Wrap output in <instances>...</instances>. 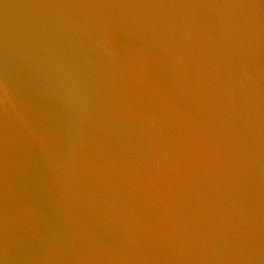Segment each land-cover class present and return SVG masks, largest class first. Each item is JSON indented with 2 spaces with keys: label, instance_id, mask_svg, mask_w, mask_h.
Listing matches in <instances>:
<instances>
[{
  "label": "water",
  "instance_id": "obj_1",
  "mask_svg": "<svg viewBox=\"0 0 264 264\" xmlns=\"http://www.w3.org/2000/svg\"><path fill=\"white\" fill-rule=\"evenodd\" d=\"M0 264H264V0H0Z\"/></svg>",
  "mask_w": 264,
  "mask_h": 264
}]
</instances>
